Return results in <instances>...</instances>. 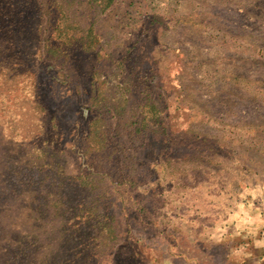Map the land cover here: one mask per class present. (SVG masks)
Instances as JSON below:
<instances>
[{
    "label": "rangeland",
    "instance_id": "obj_1",
    "mask_svg": "<svg viewBox=\"0 0 264 264\" xmlns=\"http://www.w3.org/2000/svg\"><path fill=\"white\" fill-rule=\"evenodd\" d=\"M105 2L0 0V264H264V0Z\"/></svg>",
    "mask_w": 264,
    "mask_h": 264
},
{
    "label": "trees",
    "instance_id": "obj_2",
    "mask_svg": "<svg viewBox=\"0 0 264 264\" xmlns=\"http://www.w3.org/2000/svg\"><path fill=\"white\" fill-rule=\"evenodd\" d=\"M105 1H106V2H105V5H104V6H107L108 4H110V2H111L112 0H105ZM19 13L22 14V10H20ZM0 15H1V16H4V14L1 13V11H0ZM47 165H49V164L46 163L45 166H47ZM47 167H48V166H47ZM44 168H46V167H44ZM15 172H16V171H15ZM17 172L19 173V171H17ZM47 174H48V173H47V170H46L45 173H44V175L46 176ZM45 176H44L43 178H45ZM59 182H60V181H59ZM26 186H27V185H26ZM29 186H30V185H29ZM29 186H28V192H30V188H29ZM12 188H14V184L12 185ZM26 196H28L29 198L25 201V205L28 206V207H31V205H32L31 203L34 202V201H36L35 198H34V195H31V194H29V193H26ZM20 200H21V199H20ZM60 200L62 201V202H61V205H64V198L61 197ZM22 202L24 203V199H22ZM36 204H37V205H36V206L34 205L33 210H36L37 212L43 214V213L46 211V208H47V206H48L47 200L42 199L41 201H38ZM19 249H20V245L14 246V253H15L16 250H19ZM17 254H18V256H20L21 252L18 251ZM28 262H29V261H20V259H19V263H18V264H29Z\"/></svg>",
    "mask_w": 264,
    "mask_h": 264
}]
</instances>
